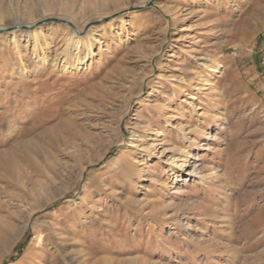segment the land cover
Listing matches in <instances>:
<instances>
[{
	"label": "rangeland",
	"instance_id": "obj_1",
	"mask_svg": "<svg viewBox=\"0 0 264 264\" xmlns=\"http://www.w3.org/2000/svg\"><path fill=\"white\" fill-rule=\"evenodd\" d=\"M0 264H264V0H0Z\"/></svg>",
	"mask_w": 264,
	"mask_h": 264
},
{
	"label": "water",
	"instance_id": "obj_2",
	"mask_svg": "<svg viewBox=\"0 0 264 264\" xmlns=\"http://www.w3.org/2000/svg\"><path fill=\"white\" fill-rule=\"evenodd\" d=\"M45 21H48V19L45 20ZM45 21H43V22H45ZM51 21H53V22H61V23H64V24H66V25L72 27V25H71L69 22H67V21H63V20H51ZM76 32H77V31H76ZM77 34H78V33H77Z\"/></svg>",
	"mask_w": 264,
	"mask_h": 264
},
{
	"label": "bare ground",
	"instance_id": "obj_3",
	"mask_svg": "<svg viewBox=\"0 0 264 264\" xmlns=\"http://www.w3.org/2000/svg\"><path fill=\"white\" fill-rule=\"evenodd\" d=\"M71 36L76 38V40H80V37H77V36L74 35V31L71 32Z\"/></svg>",
	"mask_w": 264,
	"mask_h": 264
}]
</instances>
